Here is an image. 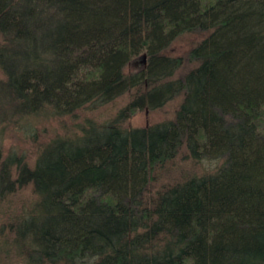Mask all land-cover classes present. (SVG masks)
Wrapping results in <instances>:
<instances>
[{
  "label": "trees",
  "instance_id": "16d2710c",
  "mask_svg": "<svg viewBox=\"0 0 264 264\" xmlns=\"http://www.w3.org/2000/svg\"><path fill=\"white\" fill-rule=\"evenodd\" d=\"M0 73V122L129 98L32 164L0 149V264H264V0H0Z\"/></svg>",
  "mask_w": 264,
  "mask_h": 264
},
{
  "label": "rangeland",
  "instance_id": "374dc122",
  "mask_svg": "<svg viewBox=\"0 0 264 264\" xmlns=\"http://www.w3.org/2000/svg\"><path fill=\"white\" fill-rule=\"evenodd\" d=\"M204 36V33L187 32L179 35L171 43L166 50V53L171 56L182 55L188 51L198 40ZM146 62L141 54L131 60L125 67L124 72L134 73L145 67ZM186 64L177 74H182L185 69L190 67ZM3 79L0 73V80ZM128 93L116 98L107 105L97 108H85L77 110L73 115L52 116L49 113L31 116L27 122H16L13 119L11 123L6 120L0 122V149L2 156L9 154H17L27 156V161L32 164L36 157L37 147L41 143L48 142L52 138L61 136H70L79 133V125L84 124L87 118H92L97 122H102L106 119L113 118L117 112L123 108L128 102ZM180 102V97H175L168 101L162 108L158 110H149L146 107L131 114L124 120V126L130 128H140L148 124H154L169 120L174 116V110ZM190 168L193 167L190 163ZM208 167H213V163L203 161L199 166H194L196 172L206 170ZM22 193L29 194L27 190ZM5 205L0 203V223L5 221L4 211ZM3 211V212H2ZM13 264V263H12Z\"/></svg>",
  "mask_w": 264,
  "mask_h": 264
}]
</instances>
